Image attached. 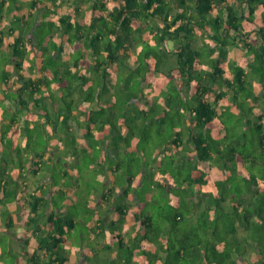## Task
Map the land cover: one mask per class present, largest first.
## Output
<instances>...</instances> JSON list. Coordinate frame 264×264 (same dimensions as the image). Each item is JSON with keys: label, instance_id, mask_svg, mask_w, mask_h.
I'll return each mask as SVG.
<instances>
[{"label": "trees", "instance_id": "1", "mask_svg": "<svg viewBox=\"0 0 264 264\" xmlns=\"http://www.w3.org/2000/svg\"><path fill=\"white\" fill-rule=\"evenodd\" d=\"M50 1L49 7L42 5V0H31V12L26 18L24 13L19 15L22 8L19 0H0V58H6L8 65L12 63L14 74L17 73L16 80L7 68L0 73V83L6 87L5 98L15 102V107L11 105L9 108L10 119L2 126L0 123L2 140L6 139L9 131L19 134L18 138L29 139L31 115L37 108L43 115V119L34 123L39 125V129L45 128L46 123L56 128L60 126V114L56 113L55 118H51L50 109L40 104V100L55 98V91L61 89L68 114L79 117V121L87 126L89 136L94 135L92 125L103 123L94 115L95 112L103 114L104 121L113 129L124 124L128 116L126 111L117 124L118 106L124 104L125 108L131 106L133 111L139 107L134 115L143 117L145 124L156 127L169 124L175 129L166 150L169 151L171 146L181 147L185 140L192 145L191 149L185 147L190 152L179 156L177 168L174 167L175 176L184 183L187 192L176 194V203L169 205L171 211L161 206L157 211L153 204L154 211L149 207L146 209L139 201V192L142 189L147 198L149 192L154 194V190L167 193V189H172L170 185L175 187V184L167 185L173 182L171 174L164 179L173 160L159 166L154 171L152 182L143 186L128 169L127 186L121 185L116 178L114 181L123 187L122 192L109 186L104 172H100V190H93L99 194L101 202L110 203L117 199L114 206L120 226L135 204L133 218L139 225L128 239L121 232H116L109 242L106 240L108 224L105 218L93 217L89 221L86 227L95 234L97 244L102 239L106 240L102 248L106 255L109 252V256L101 264H251L248 260L251 250L257 255L254 264H264V95L262 98L252 91L247 100L241 99V91H246L250 83L243 66L236 67L232 79H219L224 70L221 58L227 53V48L241 41L239 37H246V33L251 32L246 28L249 21L259 24L261 49L257 51L253 46L247 47L255 54L254 63L260 61L263 64L264 15L260 20L253 18L257 7L264 5V0H76L89 5L83 12L75 13L76 8L63 15L56 13L57 0ZM39 7L42 10L39 11ZM5 13L12 17L6 18L8 23L2 24ZM152 20L157 22V26L151 23ZM145 30L150 34L148 40L143 38ZM57 34L66 35L67 43L57 42ZM198 35L204 41L210 38L215 42L213 46L205 42L209 46L206 55L201 47L193 46ZM8 36H14V41L5 45ZM43 40L55 42L56 47L50 51L47 46H39L41 56L37 55L31 69L25 70L24 60L30 50H36L37 42L41 45ZM170 42L174 43L175 49L171 48ZM65 47L70 53L69 59H62ZM131 50L134 51L135 66L130 63ZM215 52L217 55L212 56ZM173 54L176 63L172 61ZM46 60L50 69H47ZM37 61H40L38 67ZM204 64L209 69L202 68ZM162 65L167 68L163 69ZM35 66L36 72L33 73ZM62 68L66 71L63 74ZM128 71L130 73H126ZM171 81L177 83L173 87L176 92H171V86L163 95L162 106L157 92L163 83L168 85ZM219 83L233 91L235 101L240 104L247 101L249 106L242 116H235V123L227 127L224 121L216 124L215 120L227 115L223 97L228 92L217 91L213 100L209 98V94L215 92L214 84ZM43 85L46 90L40 93ZM191 86L194 96L189 100L186 93ZM261 86L264 89V83ZM148 88H153L155 93L149 92ZM11 90L19 95L10 93ZM70 95L74 97L67 100ZM250 98L261 100V105L253 106ZM144 100L145 106L141 107L139 102ZM230 111L236 113L234 107ZM252 113L256 116L253 121L248 117ZM73 124L74 120L67 122L66 133L72 130ZM183 129L189 132L188 137L181 136ZM214 130L219 132L218 137H215ZM102 131L107 137L104 127ZM130 134L135 138L134 132ZM125 144L134 158H137L135 151L145 153L144 147L133 146L128 140ZM157 147L162 149L160 145ZM17 148L19 146L14 139L9 149L16 152ZM22 156L18 154L17 159L21 167L19 175L23 177L27 161ZM34 161L40 167V160ZM206 162H209L207 167L202 165ZM34 164L32 166L37 172ZM5 172L14 174L6 167ZM19 175L12 180L2 178L0 210L4 203L11 204L16 200L21 187ZM36 189L42 194L37 197L31 194L34 216L28 217L26 225L35 227L36 234V231H42V226L35 221L44 218L42 223L48 231L38 235L44 252L30 253V260L33 264H69L63 245L77 223L73 217L62 213L59 201L45 199L42 185ZM88 190L92 193L90 187ZM130 192L132 197L135 196L131 203L124 199ZM81 196L91 203L89 196ZM61 197L64 199V192ZM87 210L95 214L89 207ZM11 222L9 217L7 224ZM120 226L111 221L109 229L114 233ZM145 243H151L154 248H147Z\"/></svg>", "mask_w": 264, "mask_h": 264}, {"label": "rangeland", "instance_id": "2", "mask_svg": "<svg viewBox=\"0 0 264 264\" xmlns=\"http://www.w3.org/2000/svg\"><path fill=\"white\" fill-rule=\"evenodd\" d=\"M75 3L77 6V1H75ZM256 11L258 14H261L263 12V9L261 10L260 8H257ZM260 19L261 17H258L255 14L253 20H260ZM151 23L153 24L155 23V26H157V22H155L154 20H152ZM253 24L254 23H249V24L247 23L246 28L252 30ZM257 27L259 28V24L255 23V28ZM254 34H258V33L255 32ZM250 36L251 35L249 34L247 35V37L245 36L242 38L239 37V39L241 38L240 39L241 41L238 42V44L241 43V46L244 47L245 41H247L248 37ZM143 38L144 39L146 38L145 40H148L150 38V34L146 30L144 32ZM43 41L44 42H42L41 45H39V43L37 42L38 45L37 44L35 45L36 50H34L33 48L30 50V53L28 54L29 56L27 57L26 60H24L25 70L31 69V67L33 66L32 63H34V61L37 59V55L41 56L40 47H42L43 45L47 46V48L50 49V51H53L52 49L56 47L55 42L48 43L46 40ZM205 42L206 39L204 41L202 37L198 35L197 39L193 43V46L201 47L202 48L201 50L206 55L209 46ZM208 44L210 45V43ZM252 44L256 50L261 49L260 45L257 46V44L254 42H252L251 45ZM169 45H171V48L174 49L176 47L174 44H172V42H170ZM211 45L213 46V44ZM67 50L68 48L65 47V50L63 51L64 59H68V57L70 56V53H68ZM131 52L132 50L130 51V53ZM247 54H249V52H247ZM171 56L173 58L172 59L173 63H176L173 57L174 54ZM230 56L231 55L229 48H227V53L224 55L223 58H221L223 60L222 66L224 70L220 73L221 75L219 79L222 80L226 77H228V79H232V77H234L235 74L234 72L236 67L243 66L249 74L250 83L246 91H241L240 96L242 100H247L248 99L247 96L251 94L252 91L254 90L255 75H256V79L260 80L261 85L262 83H264V62L262 64V62L260 61L254 63V61L252 60H249L248 62L247 60L236 61ZM5 60L6 58L4 57L0 58V65H1L0 73L7 68V70L11 72V77H13V79L16 80L17 73L14 74L12 63L8 65L6 64ZM130 63L132 66H135L136 65L135 59L130 60ZM46 64H47L46 65L47 69L48 68L50 69L51 66L48 60H46ZM205 66L208 65L204 64L202 68H204ZM162 68L164 69L167 67H165V65H162ZM61 70H62V74L66 72L65 68L64 69L62 68ZM47 73L50 74L49 71H47ZM126 73H130V72L128 71ZM174 73L177 74V72H173V74ZM251 76H253L252 80H251ZM165 83H163V87H161L159 89V92H157V95L160 94V100L158 98V102L159 104H162V106H164L163 95L165 94V92L168 93V89L171 86H172V88H170L171 92L173 91L176 92V90H174L173 87L177 83H174V81H171V83L168 85L167 82ZM0 84H1L0 85V123L2 126L4 122L10 119L9 105H13L15 107V102L13 100V102L9 104L6 101L5 96H7V93L4 91V89L6 88L5 84L3 82H1ZM220 84L221 83H219V85L217 86V88L219 89L216 91H224L220 89L225 88L226 86ZM45 90L46 87L43 85L41 87L40 93H43V91ZM193 90L194 89L191 86L188 89V92L186 93L188 95L189 100L190 99L192 100L194 96ZM148 91L151 92L152 94L155 93V90L153 88H148ZM62 92L63 91L61 89H58L57 91H55L56 93L55 98L45 97V99L41 98L40 100V104L47 105V107L50 109L52 116L51 118H55L56 113L60 114V118H59L61 119L60 126L58 125L56 128L54 125L51 126L46 123L44 126L45 128L39 129V125H36L34 123L38 120L43 119L42 118L43 115L38 113L39 109L37 108L38 110L36 109V113L34 112V114L31 115L30 128H29L31 137H29V139L27 137L26 139H23L21 137L18 138L19 134L15 135L13 134L12 131L8 132V136L6 137V139L2 140V138L0 137V184L2 182V178L14 179L16 175L18 177V174L21 173V167L18 166L20 160L17 159V155L22 154L24 156V159L27 161V164H26V168L23 170L24 171L23 173L24 176L22 178L23 180H20L21 187L19 188V193H23V194L26 193V190L24 189V182H26L25 180H32L35 185H42L43 183H45L44 184L45 195L47 194L46 196L48 195L51 196L53 195L52 192H55L56 195L54 194L52 196L53 201H59L61 207L65 205V209L61 208L62 213L74 217L77 223L75 227V233L69 236V238L71 237L75 238V242H73L72 248L70 249L66 248L64 250V254L68 257L70 264H101L104 263V259H107V257L105 258L100 256L99 252H97L91 247L96 243V241H93L91 239L90 230L86 227V225L90 224L89 221L92 220L95 215V214L93 215V213L90 214L89 211L87 210V207H89L94 211H95V207L91 203L89 204L85 200L86 198L84 197H83L84 199L82 198L77 199L74 196H72L70 197L71 198L70 202L65 203L63 202L62 197H57L58 191L64 192L66 188H71L72 190H75V193L78 195L82 194L89 196L90 195L88 190L89 187L91 188L92 192L95 190L96 191L100 190L101 187L100 172H104L105 179H107L108 178L107 171L113 169L114 167L115 168L112 174L116 179H118V181H120L119 183L121 185L127 186L128 182L126 178L128 175V169H131L132 170L131 174L134 173L137 176V180H139L138 183H140V185L143 186L145 184H149V182H152L153 180L152 176L155 173L154 171L159 166L163 167V165L166 164L168 161L173 160L174 161L173 164L168 165V168L166 169L167 174L164 175V179H166V177H168V175L171 174L170 178L173 182L167 183V185L175 184V187L170 185L172 189H167L168 190L167 193L166 191L162 192L161 190H156L155 192L154 190L153 191L154 194L152 195V192L150 194V200H148L146 196L143 195L144 192L142 191V189L139 192V196L141 198V200L139 199V201L142 205H145L146 209L149 207L153 210L152 207L153 205H155L157 211L159 210V206L171 211L169 205L175 204L174 200L175 197H177L176 194L179 191H181L182 193L187 192L186 190L187 187H185L184 183L182 181H179L177 179V176H175V168H177V163H178L177 158L179 157L175 151V148L171 146L169 152L168 150L165 149L168 145H170L171 141L169 139L174 136L175 129L171 128L169 124H165L164 126L161 127H156L149 123L145 124L143 117L134 115L135 113H138L139 107L133 111L131 110L132 108L131 106L129 108H125L123 104V105H119L117 109L118 111L117 124L120 123L119 121L123 118L121 114L126 111L128 113V116L125 118L124 124H120L119 126L117 125V127L113 129L112 127L109 126L110 124H108L107 121H104L105 119H103L104 117L103 114L95 112L94 115L98 117L100 120H103V123L92 125L91 130L93 131L94 135L89 136V134H87L88 131V128H86L87 126L83 124V122L79 121V117L77 115H75L74 117L73 115L68 114L65 101L64 99L61 98ZM10 93L16 95V93H14L13 90H11ZM18 95L19 94H17L16 96ZM72 97L74 96L70 95V97H68L67 100ZM223 100H224L223 105H225L226 107L227 115L221 116L217 118L215 121L216 124L221 121H224L225 127H227L232 125V123H235L237 121L236 120L237 117L235 116H238V114L242 116L245 113V111L248 110L249 106L246 104L247 101H245L243 104H240L239 101H235L236 99L232 95L224 96ZM139 103L141 107L145 106V100ZM119 107H122L123 109H121L120 111ZM232 107H234L236 113L230 111ZM245 119H247V117H245ZM254 119H256V117L253 118L252 121ZM64 120H67V122L73 120L75 121V124H73L74 126H72V130L68 131L67 133H66L67 122L64 123ZM3 126L5 127L6 125ZM183 126L186 125L183 124ZM103 127L108 132L107 137H105V134H103L102 131ZM145 129H147V131ZM131 131L134 132L135 138H132L130 134ZM145 132H147L148 134H145L144 136ZM181 132H182L181 136L186 137L187 130L183 129L181 130ZM213 132L215 133V137L219 136V132L215 130ZM14 139L17 145L19 146V148L16 149V152L9 149L11 142ZM134 139L136 140L134 141ZM27 140H29V142ZM127 140L129 141V144L131 145L134 144L133 146H140L142 148L144 147L143 149L146 153V156L145 153H143L140 150V151H135L134 156L137 158H134L130 148L128 146L126 148L125 142ZM185 144L186 146L192 148V145L188 144L187 141L185 142ZM158 145L162 146L163 149L159 150L157 147ZM18 150H20V153ZM180 150L181 147H179V151ZM132 158H134V161L132 160ZM101 159L103 160L101 161ZM34 160H40L41 162L40 167H37L38 165L34 164L35 163ZM213 160L214 159H212L211 161ZM32 164H34L37 172H35ZM208 164L209 162H206L202 165L207 167ZM211 165H213V163ZM5 167L8 172H13L14 170V174L13 175H11V173L7 174L5 172ZM46 176H48L47 179L49 181L46 180L45 178ZM143 180L145 182H143ZM133 191L134 189H132V192ZM194 197H192V199ZM167 199H169V201H167ZM9 207H10V202H6L1 206V210H0V224H2L1 227L5 228V231L2 228H0V264H30L26 249H28L29 246L32 245L33 243L38 242L41 236H37V234L34 233L35 227H32L30 230L27 229V231L29 232L28 234L26 232L22 234L20 233L21 228H19L21 226L19 227L16 226L15 228L12 227L13 233H16V231L19 230V234H20L19 237H17L16 235L15 236L10 235L6 227V218L9 217L8 214L11 213ZM215 212H217V210ZM210 213H212V211H210ZM43 220L45 219L44 218H39L38 220L36 219L35 223L37 222L38 224L41 223L42 226L41 230L47 232L48 230H46L45 224L42 223ZM81 220L83 221L82 223ZM116 225L119 227L120 223L116 222ZM123 225L126 228V232L133 229V227L131 226L132 225L131 220L125 221ZM106 229L107 230L105 232L110 233V236L106 237V240L107 241L109 240L110 242L112 241V235H111L112 230L109 228ZM119 229H121V226ZM26 236L30 239V242H28L29 246L28 244L25 243V240L23 241L22 239V238L26 239ZM83 239L85 240L83 242L84 244L82 243ZM32 240L34 241L33 243ZM82 252L86 254L87 257H84L83 256L84 254ZM254 252L255 251L251 250V254L248 257V260L251 262V264H254V260L257 258V255Z\"/></svg>", "mask_w": 264, "mask_h": 264}, {"label": "crops", "instance_id": "3", "mask_svg": "<svg viewBox=\"0 0 264 264\" xmlns=\"http://www.w3.org/2000/svg\"><path fill=\"white\" fill-rule=\"evenodd\" d=\"M30 1L31 0H19V3H21V12L19 11V15L20 14H22V13H24V14H26V18L28 17V14L31 12L30 11V9H29V6H30ZM75 1L76 0H57V3L56 4H58V7L56 8L57 9V14H59V15H63V14H67V13H69V12H71V11H73V10H76V8H77V11H75V13L77 12V13H80V12H83L87 7H88V5H89V3H84V2H77V6H76V3H75ZM42 5H44V6H51V1L50 0H42ZM257 8H260L261 10L263 9V12L261 13V14H258L257 13V11H256V15H258V16H260V17H262L263 15H264V5H259ZM39 11L40 10H42V7L40 8L39 7V9H38ZM52 16L54 15V14H51ZM11 17H12V15H10V14H6L5 13V17H4V19H3V21H2V24H6V23H8V20L6 19V18H8V19H11ZM39 18H40V14H39ZM249 23H253V22H251V21H249ZM252 27H253V29L251 30V32H247L246 33V37H247V35H251L250 37H248V39H247V41H245V45H244V47L243 46H241V43L240 44H238V42H240V41H238L237 43H236V45H231L230 47H229V51H230V57H232L233 59H235L236 61H241V60H247V62L249 61V60H252V61H254V56H255V54H254V52H252L251 50H250V47H247L248 45L249 46H253V44L251 45V43L252 42H254V43H256L257 44V46H259L260 44H261V37H260V33L258 32V27L257 28H255V23L252 25ZM258 33V34H254V33ZM244 34V33H243ZM242 37H244V36H242ZM241 37V38H242ZM146 39V38H145ZM55 40L57 41V42H63L64 44H66L67 43V36L66 35H64V36H62V35H60V34H57L56 36H55ZM13 41H14V36H8V37H6L5 38V45H7L8 43H13ZM206 41L208 42V43H210V45L211 44H213V45H215V42L214 41H212L211 39L209 40V38H206ZM210 41V42H209ZM247 42V43H246ZM174 44V43H173ZM255 47L253 46V49H254ZM70 50H73V48L72 47H70ZM254 51V50H253ZM247 52H249V54H247ZM131 54V56H132V59H134V56H133V53L131 52L130 53ZM215 55H217V52H215L212 56H215ZM247 55V56H246ZM64 58V57H63ZM70 58V56L68 57V59ZM250 58V59H249ZM131 59V60H132ZM39 62L40 61H37V67H38V65H40L39 64ZM205 69H209V67L208 66H205L204 67ZM36 72V66L34 67V72L33 73H35ZM155 75H159V73L158 74H155ZM226 78H228V77H226ZM255 79H254V90H253V92H254V94L256 95V96H259V97H262L263 98V95H264V89L262 88V86H261V83H260V80L259 79H256V75H255V77H254ZM113 82H115V79L113 80ZM112 82V83H113ZM114 84V83H113ZM219 84H214V86H213V88H214V90H215V92H212V93H210L209 94V98L210 99H212L213 100V98H214V96L216 95V90H218L219 88H217V86H218ZM224 86H226L225 88H222V89H220V90H226L228 93V95H232L233 96V91H231L228 87H227V85H224ZM194 89V88H193ZM6 99V101L10 104L11 103V101L9 100V99H7V98H5ZM103 100H104V98H102ZM240 100V99H239ZM261 101V100H260ZM260 101H258V100H254V98H250V100H249V102L253 105V106H259V105H261V102ZM105 103V102H104ZM9 106H11V105H9ZM255 112V111H254ZM255 115L252 113V114H249L248 115V117L249 118H255L254 117ZM82 119V118H81ZM189 132L187 131V137L189 136V134H188ZM187 140H185V142H186ZM185 142L184 143H182L183 145H181V150L179 151V147H177V146H173L174 148H175V151H176V153H177V155L178 156H184V155H186V154H188V152H190V150H185V147H188V148H191V147H189V146H186V144H185ZM188 143V142H187ZM189 144V143H188ZM162 149H163V147H162ZM159 150H161L160 148H159ZM168 150V149H167ZM169 152V151H168ZM14 171V170H13ZM107 174H108V178H107V184L109 183V186H112V187H114V189H117V190H120L121 192H122V190H123V187H120V186H118V185H116L115 183H114V181L116 180L115 179V177H114V175L112 174V171L111 170H108L107 171ZM19 175V174H18ZM17 176V175H16ZM105 176V175H104ZM23 177H22V175H19V180H23L22 179ZM46 178V180L47 181H49L47 178H48V176H46L45 177ZM111 179H113V180H111ZM26 182H24V189L26 190V193H18V195H17V197H16V200L13 202V203H11L10 204V207H9V209H10V211H11V213L10 214H8V216L9 217H11L12 218V222H11V224H7V221L9 220V217H7L6 218V227H7V231H8V233H10V235H12V236H17V237H19V230L18 231H16V233H13V231H12V227L13 228H15L16 226L17 227H19V226H21V227H19V228H21V230H20V233H22V234H24V232H26L27 234L29 233L28 231H27V229L28 230H30L31 229V227L32 226H27L26 224V222L28 221V217L30 216V217H33L34 216V213L31 211V203H32V201H34V198L32 197V195L34 194L36 197L37 196H39L40 194H42L41 193V191H39V190H37L36 188H37V186H39V185H35L34 184V182L32 181V180H25ZM44 184L45 183H43L42 184V187L44 188ZM55 189V188H54ZM53 193V195L55 194L56 195V193L55 192H52ZM32 194V195H31ZM150 192L148 193V197H147V199H150ZM44 195V197H45V199H49V200H52V196L53 195H48V196H46L45 194H43ZM57 197H61V195H62V191H58V193H57ZM117 195H118V197H119V193H117ZM117 195H116V197H117ZM132 195H133V193L132 192H130L129 193V195H128V197H126V198H124L125 200H127V202H132V199H133V197H132ZM72 196H74L75 198H77V199H80V198H83V196H81V194L80 195H78V194H76L75 193V190H72L71 188H66L65 189V191H64V199H63V202H65V203H69L70 202V200H71V198L70 197H72ZM135 197V196H134ZM89 198L91 199V204L95 207V215H94V218L95 219H98L99 217H103V218H105V220H106V222H107V228H109V224L111 223V221H113V222H118V219H119V215L117 214V212L115 211V206H114V202L115 201H117V199L116 198H114V199H112L113 201L112 202H110V203H108V202H106V203H102L101 201H102V199L100 198V196H99V194L97 193V192H95V191H93L92 193H90V195H89ZM176 197H175V200H174V203H176ZM19 201V202H18ZM50 203H51V201H50ZM23 205V206H22ZM136 205L135 204H132V208H130V210L128 211V213H127V215H126V217H125V219H124V221L122 222V224H121V230H118V231H114V233H112L111 232V235L112 236H114V234L116 233V232H121L122 233V235L123 236H125V238H127L128 239V237L132 234V233H134L137 229H138V227H139V225H138V223L134 220V218H133V208L135 207ZM51 208V205L49 206V209ZM63 209H65V205L62 207ZM62 211V210H61ZM74 218V217H73ZM18 219V220H17ZM75 219V218H74ZM128 220H131V226L133 227V229L132 230H130V231H128V232H126V228L124 227V225H123V223L125 222V221H128ZM83 221L81 220V223H82ZM85 222V221H84ZM92 223H94V222H92ZM164 226H165V223L163 222L162 223ZM2 226V224H0V228H2L4 231H5V228L4 227H1ZM75 233V228H73V230H72V233H71V235L72 234H74ZM108 233V236H110V233L109 232H107ZM36 234H37V236L38 235H40V234H42V232L41 231H36ZM26 235V234H25ZM91 239L93 240V241H96V238H95V234L93 233V232H91ZM19 239H21V238H19ZM23 239V241L25 240V243L26 244H28V242H30V239L26 236V239H24V238H22ZM103 241H100V244H97V242L98 241H96V243L93 245V246H91L94 250L96 249V251H98L99 252V255L100 256H102V257H108L109 256V252H107L108 253V255H106L105 254V251H103V246H104V244L106 243V240L105 239H102ZM85 240L83 239L82 240V243L84 242ZM34 241L32 240V243H33ZM73 242H75V238H68L67 240H66V242L64 243V248L66 249V248H72V245H73ZM84 244V243H83ZM40 245H41V243H40V241H38V242H35V243H33L32 245H30L29 246V244H28V246H29V248L28 249H26V251H27V254H28V260H29V262H30V264H33L32 263V261L30 260V253H33V252H40V254L42 253V252H44L43 250H42V248L40 247ZM82 245V244H81ZM145 246L148 248V247H152V248H154L153 246H152V244L150 243H145ZM83 253V252H82ZM81 254V253H80ZM84 254V253H83ZM84 257H87L86 256V254H84L83 255ZM69 264H70V262H68ZM54 264H56V263H54Z\"/></svg>", "mask_w": 264, "mask_h": 264}]
</instances>
